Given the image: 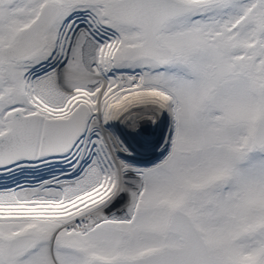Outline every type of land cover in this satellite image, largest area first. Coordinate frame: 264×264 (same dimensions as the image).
Returning a JSON list of instances; mask_svg holds the SVG:
<instances>
[{
  "label": "snow or ice",
  "instance_id": "1",
  "mask_svg": "<svg viewBox=\"0 0 264 264\" xmlns=\"http://www.w3.org/2000/svg\"><path fill=\"white\" fill-rule=\"evenodd\" d=\"M0 264H264V0H0Z\"/></svg>",
  "mask_w": 264,
  "mask_h": 264
}]
</instances>
